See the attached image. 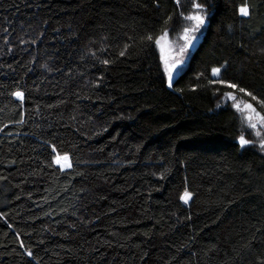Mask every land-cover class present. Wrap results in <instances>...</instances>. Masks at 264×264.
Instances as JSON below:
<instances>
[{
	"label": "trees",
	"instance_id": "trees-1",
	"mask_svg": "<svg viewBox=\"0 0 264 264\" xmlns=\"http://www.w3.org/2000/svg\"><path fill=\"white\" fill-rule=\"evenodd\" d=\"M197 2L169 88L154 40L191 1L0 0V264H264V154L223 102L264 114L226 86L264 98V0Z\"/></svg>",
	"mask_w": 264,
	"mask_h": 264
},
{
	"label": "snow or ice",
	"instance_id": "snow-or-ice-1",
	"mask_svg": "<svg viewBox=\"0 0 264 264\" xmlns=\"http://www.w3.org/2000/svg\"><path fill=\"white\" fill-rule=\"evenodd\" d=\"M180 0H176V4L179 5ZM195 9H197V12L195 14H190L184 16L185 20L192 21L191 27H185L183 29V37L182 39L185 41L183 47L179 49V55L182 57L183 54L187 51L188 48L192 47V41L196 39L195 36L191 35V33L198 32L206 23L207 15L206 11L204 9V6L200 3L194 4ZM241 16H249L250 15V9L248 6H243L239 9ZM183 15V14H182ZM172 19L171 16L167 18L168 21ZM168 32L167 30H163L162 34L159 35L158 38L154 40V43L156 46L160 49L161 58L164 61V70L167 73V79H168V87H172L173 83V72L177 68V66L180 63H183V60H177L175 55H172L173 48L169 44L168 40ZM106 39V38H105ZM142 39H146L147 41H153V35L148 34ZM128 44L124 45V49L119 52V56H124L127 52ZM106 51V49H104ZM92 55L95 57V53H92ZM103 64L107 65L110 63L108 59H103L101 61ZM47 67V66H45ZM211 75L213 77H219L221 75V68L220 67H214L212 69ZM100 79H103V77H100ZM220 83H225L223 80L220 81ZM96 87H99V85H95ZM227 88L238 90L240 93L244 94L247 97H250L252 101H255L257 105L260 108H264V98H259L253 94L252 91L246 90L244 87H241L240 85L236 83H227ZM12 95L16 98V100L20 101L21 104H23L25 100V93L23 91H15L12 93ZM227 96L232 101H235L237 99L236 95L229 92L227 93ZM236 108L239 110L240 105H235ZM244 111L247 113L246 119L248 121L249 127L253 130H255V135L257 137L258 146L259 149L264 151V114H261V112L257 111L256 107H253L252 103H245L244 104ZM18 123L23 124L25 123V120L23 117H21L18 121ZM7 127V125H5ZM3 129H0L2 131ZM254 143V141H251L249 139H246L244 136H241L239 138V145L241 148H244L250 144ZM53 151L55 152V146H53ZM53 163L56 165H59V169L61 171H64L65 169H70L73 167L71 163V157L68 153H64L63 155L57 153L54 157ZM51 166V165H49ZM184 204H188L189 201L192 199V193L189 191H185L183 196L181 197ZM23 246V244H21ZM28 255L31 257L33 254L31 251L28 252Z\"/></svg>",
	"mask_w": 264,
	"mask_h": 264
},
{
	"label": "rangeland",
	"instance_id": "rangeland-1",
	"mask_svg": "<svg viewBox=\"0 0 264 264\" xmlns=\"http://www.w3.org/2000/svg\"><path fill=\"white\" fill-rule=\"evenodd\" d=\"M181 1L183 2V1H188V0H180V2ZM189 1H191L192 6H191V10H190L188 15L195 14L197 12V9H195L194 4L198 3V2H197V0H189ZM204 9L206 11V8H204ZM206 15L208 17L207 11H206ZM192 23H193L192 21L185 20L183 29L185 27H191ZM206 25H207V19H206L205 25L198 32L191 33V35L195 36L196 39H194L192 41V45L193 46L188 48L187 51L183 54L182 57L179 55V49L181 47H183V45L185 43V41L182 39L183 34H184L183 33V29L180 32H174V33L168 32L167 40H168L169 44L172 46V48H173L172 55H175L177 60H181V59L183 60V63H180L177 66V68L175 69V71L173 72V79H174V77L182 74L184 72V70L187 68L188 63L190 61L191 54H192V49L196 48V46L199 44ZM157 50H158V52L160 54V49H159L158 46H157ZM160 57H161V54H160ZM161 60H162L163 69H164V61H163L162 58H161ZM164 72H165V70H164ZM165 75L167 77V73L166 72H165ZM215 78H217V77H215ZM223 102L224 103H226V102L231 103V105L233 106L234 110L237 112V114L239 116V122H240V125H241V136H244L246 139L254 141V143H252V144H250L248 146L254 147L255 149L259 150L262 154H264V151L259 149L258 142H256L257 141V137L255 135V130H253V129H251L249 127L248 121L246 119L247 113L244 111V104L247 103V102L238 101V100L232 101L231 99L228 98V96H226L224 98ZM237 104H239L241 106L239 110L235 106ZM262 131H264V130H262ZM248 146H246V147H248Z\"/></svg>",
	"mask_w": 264,
	"mask_h": 264
},
{
	"label": "water",
	"instance_id": "water-1",
	"mask_svg": "<svg viewBox=\"0 0 264 264\" xmlns=\"http://www.w3.org/2000/svg\"><path fill=\"white\" fill-rule=\"evenodd\" d=\"M194 50H195V48H194V49H192V54L194 53Z\"/></svg>",
	"mask_w": 264,
	"mask_h": 264
}]
</instances>
